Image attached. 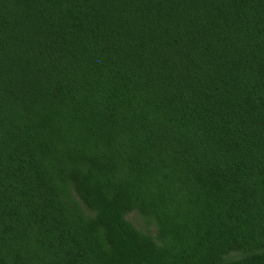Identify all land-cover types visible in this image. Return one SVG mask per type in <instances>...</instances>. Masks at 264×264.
Listing matches in <instances>:
<instances>
[{
	"label": "trees",
	"instance_id": "obj_1",
	"mask_svg": "<svg viewBox=\"0 0 264 264\" xmlns=\"http://www.w3.org/2000/svg\"><path fill=\"white\" fill-rule=\"evenodd\" d=\"M29 1L49 8L59 33L23 22L2 33L13 26L0 5V264H264V203L233 214L203 211L202 200L185 214L158 211L141 192L145 176L170 190L168 173L264 195V152L239 134L252 135L264 109L243 74L264 59V0L248 13L244 0ZM183 89L190 98L142 118L141 96ZM43 101L50 110H37ZM124 156L137 164L130 176ZM61 182L95 219L68 215ZM136 207L157 218L167 245L126 221ZM228 215L236 221L211 223ZM240 248L259 251L222 261Z\"/></svg>",
	"mask_w": 264,
	"mask_h": 264
},
{
	"label": "rangeland",
	"instance_id": "obj_2",
	"mask_svg": "<svg viewBox=\"0 0 264 264\" xmlns=\"http://www.w3.org/2000/svg\"><path fill=\"white\" fill-rule=\"evenodd\" d=\"M170 1V0H167ZM175 1V0H172ZM254 0H244L242 3L243 9L246 13L249 12ZM0 5L7 15H11V29L4 26L1 30L2 33H18L22 29L23 24H33L36 26L34 32L38 33V36H43V34L50 35V37H55L59 33L56 29V21L50 18L49 8H45L38 3H34L29 0H0ZM238 31V36H240ZM237 43L233 47V51ZM229 55L231 52H227L226 48L224 49ZM234 53V52H233ZM235 54V53H234ZM264 56V55H263ZM92 67L88 69L87 74H94ZM226 70V69H225ZM224 65L219 67L217 70L218 74H224ZM244 85L249 88L253 93L255 92L257 96L264 98V59L259 61L257 64H254L253 67L247 68L243 72ZM97 77V74H96ZM90 78V77H89ZM98 80V77H97ZM104 85H107L104 83ZM249 90L247 92L251 93ZM42 92H35L32 100L36 102L42 101L39 100ZM39 97V98H38ZM178 97V99H177ZM184 98H190L187 89L179 91H163L160 93H152L150 95L141 96L138 104V109L141 110L142 118L145 120L149 114L155 111H162L168 107L175 106ZM53 102V101H52ZM42 106L44 108L37 109L41 111L50 110L47 108V104L43 101ZM168 106V107H166ZM166 107V108H165ZM234 112V116L236 115ZM233 113V111H232ZM236 119V118H235ZM237 120V119H236ZM255 127L252 128L253 134L249 135L244 131H240L241 137L246 138L249 141V144H245L246 148L252 152L263 153L264 152V109L261 114L255 119ZM237 129V127H236ZM236 132V131H235ZM244 133V134H243ZM126 156L122 158V163L129 164V168H125V175L130 176L134 174L135 166L137 165L134 160V157H129V161H124ZM132 169V171H131ZM51 176L54 175V170L50 171ZM121 176H122V172ZM38 174V173H35ZM175 175V174H174ZM10 177V176H8ZM166 181L171 185V189H166L164 186H161V180L158 178H147L144 177V187L142 189V194L145 196V199L149 201L150 206L157 208L158 211L167 210L170 207L172 210H181V205H185V209L189 210L185 214H189L191 209H199L196 207L202 200L205 201L203 206L204 209L209 208L214 210H223V209H232L239 208L240 210H251L257 211L258 208L264 203V195L260 192L251 190L243 185L238 184H224L222 186H205L200 187L197 183L190 180L189 178L184 181H179V176H171L168 173L165 174ZM63 183V182H61ZM64 184V183H63ZM189 184L190 187H183L182 185ZM65 185L67 187H65ZM60 188H63L62 193L58 194V201L66 209L68 215L71 218H79L77 222L81 224L90 223L92 219H95L97 216V211L91 209V207L86 204L83 199L78 194L74 185L71 184H60ZM27 189V188H26ZM40 195V194H39ZM39 197V196H38ZM228 197L232 200L229 203ZM146 208V205L142 204L140 208ZM140 208H132L125 215L126 221L131 225V227L141 233L144 236H149L154 239V241L160 245L165 246L164 239L160 235V228L157 218L151 215H145ZM149 211V208H146L145 211ZM243 214V213H239ZM217 216V214H214ZM244 215V214H243ZM238 218V215H237ZM236 221L235 216H218L217 221H211V223L216 224H225L232 223ZM259 249H250L240 248L236 250L229 251L222 257L224 263H232L243 260L244 258L251 256L255 253H258Z\"/></svg>",
	"mask_w": 264,
	"mask_h": 264
}]
</instances>
